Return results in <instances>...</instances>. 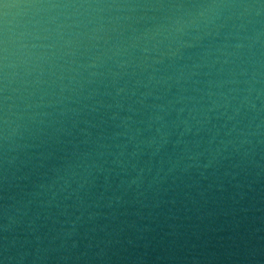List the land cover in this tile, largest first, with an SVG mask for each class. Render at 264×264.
Here are the masks:
<instances>
[{
  "label": "water",
  "instance_id": "1",
  "mask_svg": "<svg viewBox=\"0 0 264 264\" xmlns=\"http://www.w3.org/2000/svg\"><path fill=\"white\" fill-rule=\"evenodd\" d=\"M0 264H264V0H0Z\"/></svg>",
  "mask_w": 264,
  "mask_h": 264
}]
</instances>
